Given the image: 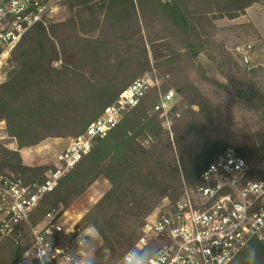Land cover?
Masks as SVG:
<instances>
[{"label": "trees", "instance_id": "trees-1", "mask_svg": "<svg viewBox=\"0 0 264 264\" xmlns=\"http://www.w3.org/2000/svg\"><path fill=\"white\" fill-rule=\"evenodd\" d=\"M261 2L61 0L59 6H68L67 18L30 28L4 66L0 83V122L18 149L47 137H77L121 91L152 70L165 76L161 91L173 88L186 107L179 116L173 108L169 129L161 112L153 110L159 90L150 91L41 198L29 223L36 225L58 206L67 209L104 177L110 188L82 215L78 227H93L101 240L91 264H117L142 235L146 218L162 201L175 204L184 186L199 182L202 172L228 146L253 172L260 171L253 161L264 158V135L259 137L261 149L250 140L239 142L236 121L201 91L184 64L190 61L202 79L229 90L227 83L208 76L201 54L217 60L222 75L239 89L237 94L247 96L240 87H251L254 81L251 77L235 81L234 67L239 75L248 70L243 71L234 58V64L229 62L226 45L213 39V31L216 20L236 19ZM241 60L244 63L243 55ZM55 61L61 64L56 67ZM259 69L249 71L255 77ZM1 160L0 172L6 163L21 173L24 182L45 181L46 167L24 166L19 151L0 140ZM252 171L249 168V177ZM26 173L34 176L25 177ZM25 226L21 222L0 238V264H18L22 259L27 248L23 239L29 233ZM253 248L254 261L249 259ZM230 264H264V242L253 237Z\"/></svg>", "mask_w": 264, "mask_h": 264}, {"label": "built area", "instance_id": "built-area-1", "mask_svg": "<svg viewBox=\"0 0 264 264\" xmlns=\"http://www.w3.org/2000/svg\"><path fill=\"white\" fill-rule=\"evenodd\" d=\"M60 1L0 0V83L3 68L20 40L36 24L46 23ZM251 50L250 44L242 50L248 66ZM160 87L156 70L135 79L72 139L48 169L44 182L27 183L0 173V238L28 220L41 198L152 89L159 90L153 110L161 112L170 129V114L180 99L174 89L163 93ZM62 221L61 210H50L33 229L32 244L18 264H84L88 254L84 245L96 236V230H82L76 222L66 228ZM72 234L74 239L68 242L66 238ZM253 237L264 238V181L249 178L244 158L228 147L202 172L199 182L184 186L175 204L146 218L142 235L118 264H230ZM63 239L66 241L61 243Z\"/></svg>", "mask_w": 264, "mask_h": 264}, {"label": "rangeland", "instance_id": "rangeland-1", "mask_svg": "<svg viewBox=\"0 0 264 264\" xmlns=\"http://www.w3.org/2000/svg\"><path fill=\"white\" fill-rule=\"evenodd\" d=\"M68 15V6L64 4H62L61 6L58 5L52 17L48 19V22L64 20L68 17ZM215 22L216 30L213 31V39L218 42H223L226 45V48L232 57V60L229 62L231 64H234V58L243 71H245V68L248 71L251 68H260L259 71L256 73V76L253 77L251 71H246V73H240L239 75L237 69L234 67L235 71L232 73V76L234 77L236 82L241 81L242 77L246 79L251 77L254 81V84L251 87H240L241 93L247 92V96L238 95L237 91L239 89L235 88L230 83L229 78L222 75V71L224 70H221L217 66L219 65L218 61H214L212 59L210 60V58L204 55L203 53L201 54V61L206 69L208 76L216 81L219 80L220 82L227 83V85H229V90H226L218 84L202 79L197 73V71H195L190 61L187 60L184 66L187 68L191 78L195 80L194 82L200 87L201 91L207 96H209L212 101L215 102L217 105H220L224 109V111L230 117H232L233 120L236 121L239 126V129L241 130V134L239 135L237 140L239 142H243V140L245 139L250 140V142H254V144L257 145L258 149H261L263 146L261 141L259 140V137L264 135V0H262L261 3H254L249 8V11L247 9L245 15H242L236 19L223 18L216 20ZM253 22H255L256 24H254ZM248 44L252 46V50L250 52L249 66L245 65V63H243L241 60V56L243 55L242 50ZM149 56L150 62L151 64H153V59L150 53ZM60 64V61H55L53 63V65L56 67H58ZM160 76L159 78L162 83L163 78H165V76ZM179 99L180 105L177 107V112H179V114L181 115L185 112L186 106L182 102L180 97ZM193 108L197 109L195 105L193 106ZM172 134L173 132L171 129L170 135L172 136ZM73 138L75 137H47L34 146L18 149L16 141L14 139L9 138L5 132L4 121L0 122V140L3 141L4 145L11 150L19 151L20 160L24 166L32 168L46 167V171H43V175H45L48 169L54 165L57 156L69 146ZM149 142L150 139L146 140V144H148ZM228 147L232 148V145ZM254 148L255 146L253 148H250V150H254ZM263 150L264 149L262 148V151ZM0 162L2 164V160ZM253 163L259 166L258 168L260 171L253 172L252 168L248 166V172L250 168L253 176L249 177L248 175V177L263 181L264 158H260L259 160H257V162L253 161ZM1 168V172L3 174H10L16 177H19L21 174L12 170L6 163H4V166L2 165ZM28 174L31 173H26L25 177L28 176ZM33 176L34 175L32 173L29 177ZM109 188V182L104 177H99L67 209L64 210L62 206L56 207L57 209L61 210L63 219L62 222L65 227L70 228L76 222L75 226L79 228L78 224L82 215ZM169 205L170 203L168 201H162L160 207L156 209L153 214L159 212L160 210H163L166 206ZM29 218L28 220L22 222L26 225L25 228L29 232L23 239V244L27 246L26 250L32 244L33 229L38 225V223L36 225L29 223ZM73 239V234L72 236H68L66 238L68 242H72ZM66 240L63 239L61 243H64ZM261 240L264 242V238ZM100 244L101 240L98 234L88 240L87 244L84 245L83 250L85 253L88 252L87 258L86 260H84V264L92 263L94 252L97 250Z\"/></svg>", "mask_w": 264, "mask_h": 264}, {"label": "clouds", "instance_id": "clouds-1", "mask_svg": "<svg viewBox=\"0 0 264 264\" xmlns=\"http://www.w3.org/2000/svg\"><path fill=\"white\" fill-rule=\"evenodd\" d=\"M255 257H256V250L253 248V249H250V252H249V259L250 260H255Z\"/></svg>", "mask_w": 264, "mask_h": 264}, {"label": "crops", "instance_id": "crops-1", "mask_svg": "<svg viewBox=\"0 0 264 264\" xmlns=\"http://www.w3.org/2000/svg\"><path fill=\"white\" fill-rule=\"evenodd\" d=\"M250 8V7H249ZM249 8H248V11H249ZM254 24H256L255 22H253ZM257 26V25H256ZM258 27V26H257Z\"/></svg>", "mask_w": 264, "mask_h": 264}]
</instances>
